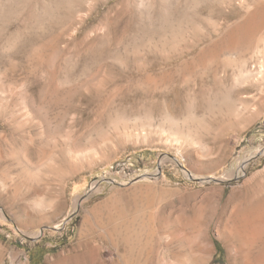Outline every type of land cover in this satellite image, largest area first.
I'll list each match as a JSON object with an SVG mask.
<instances>
[{
	"label": "rangeland",
	"instance_id": "rangeland-1",
	"mask_svg": "<svg viewBox=\"0 0 264 264\" xmlns=\"http://www.w3.org/2000/svg\"><path fill=\"white\" fill-rule=\"evenodd\" d=\"M263 24L264 0H0V264H264L235 216Z\"/></svg>",
	"mask_w": 264,
	"mask_h": 264
},
{
	"label": "bare ground",
	"instance_id": "bare-ground-1",
	"mask_svg": "<svg viewBox=\"0 0 264 264\" xmlns=\"http://www.w3.org/2000/svg\"><path fill=\"white\" fill-rule=\"evenodd\" d=\"M264 26V24H263ZM244 190V189H243ZM254 191V190H253ZM247 192V191H246ZM250 193V192H249ZM248 194V192H247ZM248 196V195H247ZM250 196V195H249ZM245 198V197H244ZM248 198V197H247ZM246 201V200H245ZM244 201V202H245ZM237 202V201H236ZM240 202V201H239ZM243 202V201H242ZM238 203V202H237ZM241 203V202H240ZM239 203V204H240ZM244 204V203H243ZM241 206V204H240ZM239 206V207H240ZM239 209V208H238ZM242 212L237 211L236 217L248 219L251 215L253 218H264V179L261 181L257 190L245 202V206L241 209ZM233 218V217H232ZM253 220V219H252ZM259 220V219H258ZM261 220V219H260ZM263 221V220H262ZM234 224V223H233ZM237 224V223H236ZM245 227V226H244Z\"/></svg>",
	"mask_w": 264,
	"mask_h": 264
}]
</instances>
